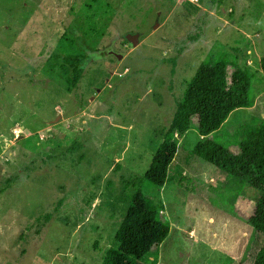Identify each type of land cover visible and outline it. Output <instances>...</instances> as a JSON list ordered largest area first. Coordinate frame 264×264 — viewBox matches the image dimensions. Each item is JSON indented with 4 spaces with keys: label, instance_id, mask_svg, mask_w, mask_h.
<instances>
[{
    "label": "rangeland",
    "instance_id": "374dc122",
    "mask_svg": "<svg viewBox=\"0 0 264 264\" xmlns=\"http://www.w3.org/2000/svg\"><path fill=\"white\" fill-rule=\"evenodd\" d=\"M213 58L251 79L216 133L235 151L264 130V0H0V264H103ZM198 140L179 137L150 193L171 232L142 264H264V196L197 157Z\"/></svg>",
    "mask_w": 264,
    "mask_h": 264
},
{
    "label": "trees",
    "instance_id": "16d2710c",
    "mask_svg": "<svg viewBox=\"0 0 264 264\" xmlns=\"http://www.w3.org/2000/svg\"><path fill=\"white\" fill-rule=\"evenodd\" d=\"M67 61L80 62L73 57ZM229 66V61L213 58L203 63L188 83L177 103L173 123L145 176L138 182L125 220L116 233L115 245L107 250L103 264H142L146 257L159 254L161 243L168 238L171 228L154 208L150 193L167 183L179 149V137L187 138L193 129H197L199 135L193 147L197 157L226 170L264 196V130L252 131L235 151L222 146L216 139V133L230 115L245 105V96L247 101L250 98L248 73L229 74ZM82 75V70L75 69L71 81L73 87L78 86ZM254 227L264 234V207Z\"/></svg>",
    "mask_w": 264,
    "mask_h": 264
},
{
    "label": "water",
    "instance_id": "95a60500",
    "mask_svg": "<svg viewBox=\"0 0 264 264\" xmlns=\"http://www.w3.org/2000/svg\"><path fill=\"white\" fill-rule=\"evenodd\" d=\"M126 39L133 44V46H137L140 42V35L139 34H128ZM122 56L119 55V58Z\"/></svg>",
    "mask_w": 264,
    "mask_h": 264
}]
</instances>
